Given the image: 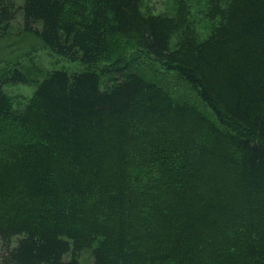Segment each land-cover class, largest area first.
Here are the masks:
<instances>
[{
  "label": "trees",
  "instance_id": "trees-1",
  "mask_svg": "<svg viewBox=\"0 0 264 264\" xmlns=\"http://www.w3.org/2000/svg\"><path fill=\"white\" fill-rule=\"evenodd\" d=\"M207 16L198 40L142 0H0V39L15 24L84 67L0 72V125L22 154L0 170V264H264V0H209ZM16 84L34 85L26 103ZM145 164L188 187L153 182L155 222L135 226Z\"/></svg>",
  "mask_w": 264,
  "mask_h": 264
},
{
  "label": "rangeland",
  "instance_id": "rangeland-1",
  "mask_svg": "<svg viewBox=\"0 0 264 264\" xmlns=\"http://www.w3.org/2000/svg\"><path fill=\"white\" fill-rule=\"evenodd\" d=\"M14 1L17 5L22 3V0ZM208 9L209 0H142V10L144 12L166 14L170 17H178L179 14V17L183 20V29L196 35L198 40L207 39L218 23L217 19L212 20L207 16ZM115 44L118 48L117 52L126 50L127 54L131 53L130 44L123 38L117 37ZM149 65L147 73L151 79L158 81L164 87H170L171 91L177 92L174 93L175 96L183 95V89L175 87L171 79L167 80L169 72L163 66L157 63ZM15 66L24 71L33 81L41 80L47 71L65 69L73 72L84 68L77 61H70L51 53L42 45L39 39L33 35L20 32L14 24L9 35L0 39V72ZM34 88L33 84H16L7 85L5 90L13 99V102L18 104L26 103ZM13 133L11 127H7L6 124L0 125V170H5L8 165L15 162L19 155H22L20 150L10 147L9 138L13 137ZM133 173L138 178V181H133V185L137 187V194L140 192L142 195L140 198L141 201H144L142 207H146V209L141 208L140 211L135 213L133 218L135 226L144 223V221L150 224L155 222L151 211L147 209L149 207L148 202L152 200L151 184L153 182L159 180L156 187L167 188V191H162V194L166 197L173 196L172 193H169L170 190H177L182 193L188 187L182 178L170 179V177L167 186L163 187L168 174L163 167L156 165L145 164L144 167L135 169ZM134 231L137 233L135 228ZM219 249L218 245L212 244L209 248V254L215 255ZM238 257L239 255H234L232 261L237 262Z\"/></svg>",
  "mask_w": 264,
  "mask_h": 264
}]
</instances>
